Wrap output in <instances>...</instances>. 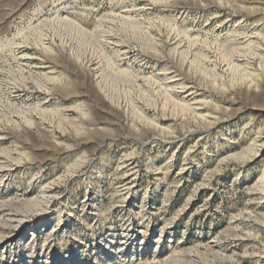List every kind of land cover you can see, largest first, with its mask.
<instances>
[{"label": "rangeland", "instance_id": "1", "mask_svg": "<svg viewBox=\"0 0 264 264\" xmlns=\"http://www.w3.org/2000/svg\"><path fill=\"white\" fill-rule=\"evenodd\" d=\"M37 21L0 264H264V0H0V44Z\"/></svg>", "mask_w": 264, "mask_h": 264}, {"label": "bare ground", "instance_id": "2", "mask_svg": "<svg viewBox=\"0 0 264 264\" xmlns=\"http://www.w3.org/2000/svg\"><path fill=\"white\" fill-rule=\"evenodd\" d=\"M53 18H55V17H53ZM65 21L68 22L71 20L68 17H65ZM37 22H38L37 25L36 26L34 25L35 27H33L31 29V32H29L30 33L29 36H27V34H25L26 37L23 40H21V39L17 40L16 39L17 37L15 36L11 40V42H10V40H8L10 42V43L8 42L9 44L8 43H7V45L6 44H4V45L0 44V52H6V51L8 52V58H6V61L9 65V68H7V70H6L5 79H0V93H1L0 94V123L6 122V121H7V123H9L10 119H12V117H13L12 115H16L17 117L22 118V119L26 118L25 116H26L27 112L25 111L24 108L21 107V105H18V103L16 102L17 100H13V98L15 99L16 87L24 86L25 84H27L28 79H32L35 82L36 81L35 76L37 77L38 75H40L37 73V71H38L37 67L38 66H36V63L33 61L32 54H30L26 49V48H28L27 45H30V44H32V46L35 48L39 49L42 47L41 49H44L43 48L44 47V40L46 39V35H47V31H48L49 27L48 26L46 27L45 24H43L39 21H37ZM42 22H43V20H42ZM44 22H46V21H44ZM51 28H52V26H51ZM22 31H20V32H22ZM26 31H28V29ZM18 34L20 35L21 33H18ZM19 35H17V36H19ZM0 61L2 62L1 58H0ZM4 63H5V61H4ZM2 66H3V64H2ZM38 77H40V76H38ZM38 83H40V82H38ZM38 83L36 84V82H35V84L37 86H39ZM179 87L183 88L182 86H179ZM12 96H14V97H12ZM19 104H21V103H19ZM39 105H40V103H39ZM36 106H38V104ZM37 108H39V107H37ZM10 162H11V160H10ZM10 162H9L8 158H5V157L0 158V173L11 168V165H13V164ZM41 193L43 195H47L49 193V188L47 185L42 186ZM10 218H11V220H15V218H17L16 220H18L21 217H18V215L15 214V215L10 216ZM14 235L15 234H13L11 236H14ZM6 237H8V236H6ZM2 239H5V237H3Z\"/></svg>", "mask_w": 264, "mask_h": 264}]
</instances>
